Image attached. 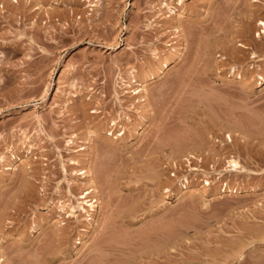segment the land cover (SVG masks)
Here are the masks:
<instances>
[{
  "label": "rangeland",
  "instance_id": "rangeland-1",
  "mask_svg": "<svg viewBox=\"0 0 264 264\" xmlns=\"http://www.w3.org/2000/svg\"><path fill=\"white\" fill-rule=\"evenodd\" d=\"M92 1L0 0L5 264H139L145 237L154 249L169 227L186 242L170 253L177 264H215L229 253L234 259L226 255L224 264H253V255L264 261V238L255 236L264 232V34L257 25L264 0ZM164 60L168 68L155 76ZM148 74L155 79L140 95L143 108L121 78ZM231 157L247 173L230 171ZM23 169L35 172L27 186ZM87 169L94 212L77 208L88 178L79 173ZM186 177L190 188L180 194ZM223 184L254 191L221 193ZM52 227L63 242L52 241L57 252L43 251ZM231 243L245 244L244 254L232 255Z\"/></svg>",
  "mask_w": 264,
  "mask_h": 264
},
{
  "label": "bare ground",
  "instance_id": "bare-ground-1",
  "mask_svg": "<svg viewBox=\"0 0 264 264\" xmlns=\"http://www.w3.org/2000/svg\"><path fill=\"white\" fill-rule=\"evenodd\" d=\"M93 1L95 2V0H93ZM93 1H92V2H93ZM98 1H99V0H98ZM253 1H257V0H253ZM15 2H16V1H15ZM87 2H88V1H87ZM58 3H59V2H58ZM89 3H91V2L89 1ZM54 4H57V2H55ZM89 6H90V7H93V6H95V4H92V3H91V5H89ZM89 6H88V8H89ZM85 7H86V6H85ZM0 8L2 9V6H1ZM38 8H40V6H39ZM169 8H170V7L168 6V10H169ZM3 9H4V8H3ZM3 9H2V10H3ZM36 9H37V8H36ZM36 9L34 8V10H32V11L34 12V11H36ZM92 10H93V9H92ZM171 10H172V9H171ZM3 12H4V10H3ZM78 18L80 19V17H78ZM79 19H78V20H79ZM178 22H179V21H178ZM257 25L261 26V29H262V30H261V34H264V21L259 20V21L257 22ZM173 27H174V26H173ZM178 27H180V26H179V23H177L176 28H178ZM261 34L259 33L258 36L261 35ZM230 41H232V40H230ZM111 45H112V44H111ZM116 46H117V45H116ZM116 46H114L113 48H116ZM110 47H111V46H110ZM237 47H239V48H241V49H247V48H248V47L245 45V43H240V42L238 43ZM111 49H112V48H111ZM207 49H209L208 46H207ZM210 49H211V48H210ZM232 49H233V48H232ZM234 50H235V49H234ZM236 50H237V49H236ZM174 51H176V48H174ZM228 51H229V50H228ZM232 51H233V50H232ZM205 52H206V51H205ZM207 52L209 53L208 50H207ZM233 53H234V52H232L230 55H232ZM236 53H237V51H236ZM253 54H254V53H253ZM253 54H252V57H255V55H253ZM234 55L236 56V54H234ZM234 55H233V56H234ZM235 56H234V57H235ZM235 58H236V57H235ZM164 61H165V60H164ZM164 61H163V62H164ZM163 62H162V63H163ZM168 64H169V62H166V61H165V62L161 65V67H159V68L155 71V73H154V74H156L155 76H160V75L164 74V73H165V70L168 68ZM233 70H234V69H233ZM132 72H133V71H132ZM233 72H234V71H233ZM131 74H132V73H131ZM155 76L152 77V74H151V75L148 74L147 76H145V77H146L145 79H144V78H141L142 81L139 80V79H134V80H132V81H130V82L127 81V79L125 80V79H124L125 77H124V78H121V81L124 80V81H123V82H124L123 85H124V86L127 85L126 87H128V88L130 89V90H128V93H129L130 98H131V99H132V98L135 99L134 102H138V104L143 105V108H147V107H148V104L146 105V103H148V101H146V99H145L146 97H145V96H140V95H142L143 92L145 93V90H146L145 88L147 87V85L149 84V82H150L151 79H152V80H153V78L155 79ZM133 77H134V76H133ZM240 77H241V76H240ZM122 79H123V80H122ZM132 82H133V85H134V83H135V86H134V87L137 86L136 88H133V86L131 85ZM263 83H264V77L261 78V83H260L259 85L261 86ZM145 95H146V93H145ZM145 101H146V102H145ZM144 106H145V107H144ZM74 108H75V107H74ZM77 109H78V108H77ZM75 110H76V109H75ZM91 113H95V111H92ZM113 122H114V121H113ZM112 124H113V123H112ZM99 127H100V126H99ZM226 127H227V129H228V126H226ZM231 127H233V126H231ZM231 127L229 126V128H230L229 131H232V133H233L234 131H236V130H234L235 128H231ZM234 127H235V126H234ZM95 129H96V128H95ZM100 129H101V128H99V129H97V130L100 132ZM238 129H239V128H238ZM238 129H237V130H238ZM233 130H234V131H233ZM238 131H240V130H238ZM97 133H98V132L95 130V131H94V135H97ZM234 133H235V132H234ZM236 133H237V131H236ZM236 133H235V134H236ZM89 134H91V133H89ZM98 134H99V133H98ZM236 135H237V134H236ZM90 138H91V136H89L88 139L90 140ZM227 138L231 141L230 133H229V135H227ZM229 140H227V141H229ZM27 141H28V140H26V142H27ZM230 141H229V142H230ZM27 144H29V143H27ZM25 146H27V145H25ZM12 147H13V146H12ZM28 148H29L28 150L31 149L30 147H28ZM32 149H33V148H32ZM84 149H85V148H83V150H84ZM226 149H227V147H226ZM206 150H207V149H206ZM212 150H213V152H214V149H212ZM181 151H182V150H181ZM207 151H208V150H207ZM215 151H216V150H215ZM213 152H211V153L214 154ZM26 153H28V152H26ZM30 153H32V150H30ZM187 153H190V152H187ZM187 153H186V154H187ZM215 153H216V152H215ZM227 153H228V152H227ZM182 154H183V153H182ZM184 154H185V153H184ZM192 154H193V153H192ZM222 154H223V153H222ZM228 154H229V153H228ZM228 154H227V155H228ZM29 155H30V154H29ZM179 156H180V155H179ZM211 156H212V155H211ZM222 156H223V155H222ZM26 157H28V156H26ZM195 157H196V156H195ZM197 157H198V156H197ZM197 157H196V159H197ZM208 157H209V156H208ZM208 157H206V158H208ZM187 158H189V157H187ZM187 158H186V159H187ZM191 158H192V155H191ZM191 158H189V159H191ZM193 158H194V157H193ZM226 158H227V157H226ZM226 158H225V159H226ZM25 159H26V158H25ZM90 159H91V158H90ZM87 160H88V159H87ZM89 161H90V160H88L87 164L89 163ZM19 162H20V161H19ZM24 162H25V160H21V163H22V164H25L27 161H26L25 163H24ZM204 162H205V161H204ZM208 162H209V161H208ZM212 162H213V161H212ZM226 162H227V161H226ZM76 163H77V162H76L75 160H73L72 165H74V164H76ZM210 163H211V162H210ZM216 163H217V162H216ZM228 163H229V165H227V166L231 167V169H232V170H230V171L235 172V173H239V174H240V173H241V174H242V173H247V170L244 169L245 167L243 166V167H244V168H243V167L240 165L241 163H240L237 159H234V157H233V158L231 157V159L228 161ZM190 164H191V161H190ZM204 164H205V163H204ZM16 165H17V164H16ZM26 165H30V164L27 162V163H26L25 165H23V166L25 167ZM88 165H89V164H88ZM207 165H208V164H207ZM14 166H15V165H14ZM30 166H31V165H30ZM189 166H190V165H189ZM201 166H202V165H201ZM24 167H23V168H24ZM202 167H203V166H202ZM205 167H207V166H205ZM225 167H226V166H225ZM12 168H13V167H12ZM31 168H32V167H31ZM191 168H192V167H191ZM196 168H197V167H196ZM212 168H214V167H212ZM242 168H243V169H242ZM73 170H74V169H73ZM73 170H72V171H73ZM226 170H228V168H226ZM226 170H225V171H226ZM23 171H24V174H23V175H24V176H23V178H24L23 180H24V181L22 180V181H23V182H22V185H23V184H26V186H27V184L30 183V180H31V179H29V177L34 176L33 173H35V172L29 173V172H27V169H23ZM30 171H31V170H30ZM191 171H193V169H191ZM195 172H196V171H195ZM253 172H254V171H253ZM235 173H233V174H235ZM32 174H33V175H32ZM79 174H80V175H84V176L82 177L83 179L86 178V177H88V178H86L87 181L85 180V181H86V185H87V187H86L85 189H84V187H82V189H81V190L84 189V190L81 192V196H80V199L82 200L83 206H82V204H81V205L79 204V205L77 206V208H80L81 210H85V207H87V208H89V210H90L91 212H94V211H95V208L97 207V205H96V204H97V199H96V197H95V187H94L93 183L91 182L92 180H90L91 177H89V175H90V174H89V170L87 169V170H85V171H83V172H81V173H79ZM241 174H240V175H241ZM250 174H251V172H250ZM250 174H249V175H250ZM253 174H254V173H253ZM255 174H256V173H255ZM37 175H38V174H37ZM37 175H35V176H37ZM235 177H236V176H235ZM34 178H35V177H34ZM37 178H38V177H37ZM219 179H220V178H219ZM236 179H237V178H236ZM248 179H250V178H248ZM221 180H222V179H221ZM31 182H32V181H31ZM208 182H209V181H208ZM208 182L205 181V183H206L207 185L210 184V182H209V183H208ZM233 182H234V181H233ZM240 182H241V181H240ZM243 183H244V182H243ZM33 184H35V183H33ZM84 184H85V183H84ZM84 184H83V186H85ZM230 184H231V183H230ZM31 185H32V184H31ZM73 185H74V184H73ZM188 185H189V180H188L187 177H186V179H184V181L180 182V185H179V186H180V187H179L180 189H179V191H177V192L180 193V194H182V192H185L184 190H189L190 187H189ZM221 185H222V184H221ZM223 185L225 186V188L222 187L223 189L221 190V193H222V192H223V193L228 192L229 194H230V193H231V194H232V193H235V194L238 193V194H239L240 192H243V190H244V188H242L243 190L241 189L240 192H239V188H237V187H236V188L233 187V186L231 187L230 185L227 186V184H226V185L223 184ZM233 185H234V184H233ZM243 185H244V184H243ZM246 185H247V184H246ZM24 186H25V185H24ZM29 186H30V184H29ZM173 186H174V185H173ZM176 186H177V185H176ZM176 186H175V188H176ZM217 186H218V185H217ZM237 186H238V185H237ZM239 186H241V185H239ZM239 186H238V187H239ZM33 187H34V186L32 185V188H33ZM243 187H245V186H243ZM21 188H23V187L21 186ZM79 188H80V187H79ZM172 188H173V187H172ZM245 188H246V187H245ZM250 188H251V186H250ZM23 189H24V188H23ZM26 189L28 190V188H26ZM69 189H73V187H71V185H70V188H69ZM213 189H214V188H213ZM215 189H216V187H215ZM215 189H214V191H215ZM217 189H218V188H217ZM220 189H221V188H220ZM247 189H248V188H247ZM174 190H176V189H174ZM21 191H22V190H21ZM30 191H31V190H30ZM30 191H29V193H28L29 195H30L31 192H33V191L30 192ZM210 191H211V190H210ZM252 191H254V189H252V188H251L249 191L244 190V192H246V193L248 192L246 195H249V193H251ZM175 192H176V191H175ZM190 192H191V191H190ZM192 192H193V191H192ZM215 192H216V191H215ZM217 192H219V191H217ZM24 193H25V191H24ZM33 193H34V192H33ZM180 194H177V195H180ZM214 194H215V193H214ZM219 194H220V193H219ZM231 194H230V195H231ZM254 194H255V193H254ZM257 194L259 195V193H257ZM177 195H176V196H177ZM217 195H218V194H217ZM217 195H216V196H217ZM227 195H228V194H227ZM182 196H183V195H181V197H182ZM223 196H224V195H223ZM165 199H166V198H165ZM209 199H210V198H209ZM175 200H176V199H175ZM210 200H211V199H210ZM206 201H208V200H206ZM165 203H166V201H165ZM8 204H9V203H8ZM8 204L6 203L7 207H6V209H4V211H6V212H5L6 214L8 213V212H7V209H9V207H10V206L8 207ZM84 206H85V207H84ZM75 208H76V207L73 206V207H71V210L73 211V210H75ZM127 208H131V207H130V204L128 205ZM133 209H134V208H133ZM127 210H128V209H127ZM129 210H130V209H129ZM85 211H86V210H85ZM73 212L75 213L76 211H73ZM3 214H4V213H3ZM3 214H2V215H3ZM6 214H4L5 217H3L2 215H1V217H3V218L5 219V218H6ZM70 215H72V213H71ZM74 215H75V214H74ZM91 216H92L91 213L88 214L86 220H87V221H91V220H92V217H91ZM3 218H2V220H3ZM47 219H48V218H47ZM47 219H46V220H47ZM50 221H51V220H50ZM48 222H49V220H48ZM49 223H51V222H49ZM47 224H48V223H47ZM53 224H54V223H53ZM55 224H56V223H55ZM164 224H165V223H164ZM167 224H170V223L167 222ZM39 225H40V224H39ZM39 225H38V226H39ZM51 226H52V225H51ZM51 226H49V228H50ZM161 226H162V225L157 226V227L162 228ZM164 226H165V225H163V228H164ZM172 226H173V225H172ZM44 227H45V225H44ZM44 227H43V229H44ZM54 227L56 228V226H54ZM157 227H155V229H156ZM165 227H166V226H165ZM40 228H42V227L40 226ZM55 228H54V229H53V227L51 228V229L54 230V231L51 230L52 234H47V233H46V234H47L46 237H47L48 235H50L52 239H51V238L49 239L48 242H50V243H47L48 245L45 244V245H46L45 248H44V247H41V248H43V251H44V249H48L49 251H52V250L54 249V248L52 249V247H51L52 250L50 249V245H54V244L52 243V241H53V242H56V241H57V242H61V243L63 242V241H59V240H61L62 238H64V237H63V233H62V234H61V233H58V231L60 230V228H59V230H57V229H55ZM57 228H58V227H57ZM163 228H162V229H163ZM169 228H170V230L168 229L169 231H171V230L173 231V230H174L172 227H169ZM43 229H42V230H43ZM63 229H64V228H61V230H63ZM151 229H152V228H151ZM38 230H39V229H38ZM55 230H56V231H55ZM152 230H153V232L155 233V230H154V229H152ZM157 230H158V229H157ZM163 230H164L165 232H163L162 230H161V232H159V234L161 233L160 235L162 236V238H161V236H160V238L163 239V237L165 236L164 239L167 238V240H166V239H165V240L163 239V240H164V241H163V240L159 239V240H161V243L158 242L159 244H158L157 246L154 245V246H156V247H154V249H153V247H152L153 244L150 245V246H151V248H150V246H148L149 243L146 242V241L148 240V238H149V240L152 239L150 236H149V237H148V236L145 237V238L147 239L146 241H144L145 238H141V236H139V237L141 238V239H140V238L138 237V238L140 239V241H142V240L144 241V242H143V243H144V245H143V246H144V249H143V246L141 245V246H142L141 249H143V250L141 251V254H142V255L140 254L142 259H140V262H138L139 264H141V263H142V264H174V263L177 264L176 262H178L180 258H176V257H177V256H176L175 258H173V260H171L172 258L170 257V253H172V249H173V248L177 249L179 246H181V245L184 243V242H183V241H184V239H183L184 235H183V236H182V235L180 236V234H179V235L177 236L176 232H175V234H173L174 232L171 233L172 231L169 232V233H170V234H169V233H167L166 228L163 229ZM43 231H44V230H43ZM144 231H145V229H144ZM144 231H143V232H144ZM147 231H151V230L149 229V230H147ZM147 231H145L144 233H146ZM158 231H160V229H159ZM158 231H157V232H158ZM60 232H61V231H60ZM140 232H142V231H140ZM143 232H142V233H143ZM153 232H152V233H153ZM262 232H263V231H262ZM257 233H258V232H257ZM146 234L151 235V233H149V232H147ZM43 235H44V237H45V234H43ZM138 235H139V234H138ZM138 235H137V236H138ZM153 235L156 236L157 234H153ZM153 235H151V236L153 237ZM137 236H136V237H137ZM255 236H256L257 238L259 237V239H260V238H264V232H263V233H258V234L255 235ZM157 237H158V236H157ZM139 239H138V240H139ZM156 239H157V238H156ZM62 240H63V239H62ZM114 240H115V239H114ZM118 240L120 241L121 239H118ZM118 240L116 239L115 241H117V243H118ZM157 240H158V239H157ZM157 240H156V241H157ZM262 240H263V239H262ZM122 241H123V240H122ZM122 241H120V243H121ZM124 241H125V240H124ZM124 241H123V243H124V245H126V242H127V241H125V242H124ZM61 243H60V244H61ZM145 243H147V244H145ZM185 243H186V242H185ZM185 243H184V244H185ZM140 244H141V242H140ZM154 244H155V243H154ZM208 244H209V243H208ZM217 244H218V243H217ZM217 244H216V245H217ZM219 244L222 245V243H219ZM223 244H224V243H223ZM226 244H227V243H226ZM242 244H243V243H242ZM242 244H240V246H241ZM124 245H122V247H123ZM186 245H187V244H186ZM186 245H185V246H186ZM216 245H215L214 247H216ZM231 245H232V243H231ZM236 245H237V248H236V246H234V245H232V246H233V247H232V246H230V245L228 244L229 249L233 251V252L230 251L231 254H232V253H235L234 251H236V253H238V252H237L238 250H239V252H240V253H239L240 255L244 254V252L242 253L243 250H241V249H242V246L245 245V244H243L241 247L239 246V244H236ZM43 246H44V245H43ZM133 246H134V245H133ZM208 246H210V244H209ZM224 246H227V245L224 244ZM126 247H128V246H126ZM126 247H125V248H126ZM182 247H183V245H182ZM182 247H181V248H182ZM204 247L207 248V247H206V244H205ZM210 247H211V246H210ZM230 247H231V248H230ZM234 247H235V249H234ZM243 247H244V246H243ZM139 248H140V247H139ZM179 248H180V247H179ZM179 248H178V249H179ZM183 248H185V247H183ZM200 248H201V247H200ZM200 248H197V249H200ZM216 248L218 249V247H216ZM219 248H220L219 250L222 249L221 246H220ZM224 248L227 249V247H224ZM245 248H246V247H245ZM123 249H124V248H123ZM127 249H129V248H127ZM141 249H140V250H141ZM175 249H173V250H175ZM210 249H211V248H210ZM217 249H216V250H217ZM229 249H228V250H229ZM233 249H234V250H233ZM236 249H238V250H236ZM243 249H244V248H243ZM48 250H46L47 253H44V255H45V254H49V251H48ZM54 250H55V249H54ZM56 250H57V249H56ZM56 250L53 251V252H57ZM118 250H119V249H118ZM120 250H121V249H120ZM132 250H133V249H131V251H132ZM179 250H180V249H179ZM201 250H202V249H200V251H201ZM207 250H208V248H207ZM211 250H213V249H211ZM214 250H215V248H214ZM219 250H218V251H219ZM222 250H223V249H222ZM222 250H221V251H222ZM122 251H123V250H122ZM194 251L196 252L197 250H194ZM205 251H206V250H205ZM205 251H204V252H205ZM218 251H217V252L215 251V252L218 253ZM258 251H259V250H258ZM127 252H130V251H127ZM133 252H134V251H133ZM133 252H131V253H133ZM142 252H143V253H142ZM208 252H209V251H208ZM227 252H228V251H225V254H226ZM255 252H256V251H254V253H255ZM262 252H263V250H262ZM50 253H51V252H50ZM134 253H136V252H134ZM134 253L131 254V255H134ZM196 253H197V252H196ZM201 253H202V252H201ZM210 253H211V252H210ZM213 253H214V252H213ZM219 253H220V252H219ZM263 253H264V252H263ZM42 254H43V253H42ZM52 254H55V253H52ZM128 254H129V253H128ZM188 254H190V253H188ZM194 254H195V253H194ZM198 254H199V253H198ZM229 254H230V253H229ZM229 254H226V255H229ZM248 254H250V251L248 252ZM251 254H253V252H252ZM1 255L3 256V254H1ZM1 255H0V257L2 258ZM129 255H130V254H129ZM140 255H139V256H140ZM167 255H169V257H168ZM184 255L187 256L186 254H184ZM190 255H191V254H190ZM195 255H196V254H195ZM204 255H205V257H207L206 254H204ZM204 255H202V256H204ZM207 255L210 256V254H207ZM214 255H215V253H214ZM218 255H221V254H217V256H218ZM226 255H224V256H225V257H228V256H226ZM232 255H233V254H232ZM257 255H258V254H257ZM257 255L255 254V256H257ZM154 256H156L157 259H156ZM174 256H175V255H174ZM181 256H182V255H181ZM181 256H180V254H179V257H181ZM209 256H208V258L213 257L212 255H211L210 257H209ZM215 256H216V255H215ZM215 256H214V257H215ZM221 256H222V255H221ZM221 256H220V257H221ZM224 256H222L221 258H223ZM258 256H259V255H258ZM258 256H257V257H258ZM183 257H184V256H183ZM187 257H188V256H187ZM195 257H196V259L198 260L197 255H196ZM199 257H201V256H199ZM214 257H213V258H210V259H211V260H212V259H215ZM218 257H219V256H218ZM218 257H217V258H218ZM220 257L218 258L219 260L216 259L217 261L214 262L215 264H219V263H223V262H228V261H226L225 258H223V260H222V259H220ZM229 257H232V256L229 255ZM233 257H234V256H233ZM233 257H232V258H233ZM240 257H241V256H240ZM250 257H252V256H250ZM250 257H249V258H250ZM170 258H171V259H170ZM184 258H185V257H184ZM190 258H191V257H190ZM192 258H193V257H192ZM235 258H236V255H235ZM237 258H238V256H237ZM252 258H254V260H255V259L258 260L256 263H255L256 260L253 261V262H254V263L252 262L253 264H259L260 260L263 259V258H262V259H261V258H256V257H254V255H253ZM2 259H3V258H2ZM4 259H5V258H4ZM4 259H3V260L0 259V260H1L0 262H3V263L5 264ZM158 259H161L162 261H161V260H158ZM163 259H164V260H163ZM176 259H178V260H176ZM182 259H183V258H182ZM193 259H195V258H193ZM193 259H192V260H193ZM206 259H207V258H206ZM229 259H231V258H229ZM229 259L227 258V260H229ZM233 259H234V258H233ZM238 259H239V258H238ZM133 260H134V257H133ZM184 260H185V259H183V261H184ZM186 260H187V259H186ZM211 260L209 261V263L215 261V260H212V261H211ZM250 260H251V258H250ZM136 261H137V260H136ZM138 261H139V259H138ZM190 261H191V259H190ZM200 261H203V260H200ZM237 261H239V260H237ZM262 261H263V260H262ZM262 261H261V262H262ZM7 262H9V261L7 260ZM7 262H6V263H7ZM129 262H130V261H129ZM204 262H205V260H204ZM241 262H242V261H241ZM241 262L239 261L240 264H242V263L244 264V263H245V261L242 262V263H241ZM261 262H260V264H261ZM263 262H264V261H263ZM183 263H184V262H183ZM228 263H229V262H228ZM247 263H248V261H247ZM0 264H2V263H0ZM7 264H10V263H7ZM126 264H130V263H126ZM131 264H132V263H131ZM178 264H179V263H178ZM181 264H182V263H181ZM210 264H211V263H210ZM223 264H224V263H223ZM245 264H246V263H245ZM249 264H250V262H249ZM262 264H263V263H262Z\"/></svg>",
  "mask_w": 264,
  "mask_h": 264
}]
</instances>
